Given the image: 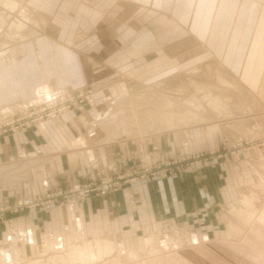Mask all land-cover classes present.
<instances>
[{
    "label": "rangeland",
    "instance_id": "374dc122",
    "mask_svg": "<svg viewBox=\"0 0 264 264\" xmlns=\"http://www.w3.org/2000/svg\"><path fill=\"white\" fill-rule=\"evenodd\" d=\"M146 1L148 0H31L28 6L35 11L33 13L26 6V0H0V12L6 16L9 23L7 29L5 18L0 13V45H13L1 46L5 48L3 53L9 51L7 48H11L10 52L2 57L21 58L24 55L22 51L17 50L15 44L29 40L40 41L29 44L27 54L23 58H41L43 50H37L42 44V49L50 46L51 49L54 48L50 53L45 50L48 58L44 66L46 73L42 78H36L34 75L35 84L30 83L34 73H25L23 91L30 89L35 92L36 89H31V84L39 90H46L49 83L54 87L65 86L69 92L59 99H34L38 114L27 111V100L31 97L27 92L22 94L19 101L25 103L24 108L19 104L22 110H15L10 117L13 120L0 121V126L3 127L0 138L18 135L30 137V130L34 136L35 131L32 130L40 124L46 126L45 130L53 133V138H49L51 141H38V144H46L45 152L48 148L49 151L53 150L54 142L56 149L68 151L74 129L86 128L88 131L90 123L95 121L100 123L97 130L99 136L102 129L114 126L118 141L124 142L118 150L116 172L97 174L85 182H75L69 187L49 192L38 193L32 190L28 181L23 183V190H18L19 194L14 193L17 188L9 192L8 186L1 185L0 222H34L33 217L29 216L31 213L41 217L39 222H49L50 211L58 206L61 208L62 222H73L76 216L73 215L70 219L65 214L66 210L74 212V204L93 198H105L121 190L136 189L144 184L178 182L193 173L197 174L199 183L203 182L202 179L212 181L214 173L210 168L217 169L221 175L229 174L227 183L231 194H226V201L216 211L201 210L199 222H217L216 230L219 234L224 230L227 234L229 219L232 222H245L246 214L251 217L250 222L255 219V215V222H258V215H262L260 219L263 221L260 222H264V113H258L261 111L260 104L235 80L228 77L224 68L219 66L195 39L176 29L173 20L160 4H147ZM48 22L49 27H46ZM53 25L59 28V32L52 28ZM14 26L24 27L21 34L14 31ZM152 27H156V34L150 36L151 41L148 42L149 36L144 35V31ZM164 29L168 33L158 34ZM38 43L41 45L38 46ZM21 54L22 56H18ZM92 75L106 78L96 87L88 82ZM43 78L47 79L46 84ZM153 95L157 99L175 103V114L182 118H190L191 113L194 115L195 112L197 119H192L191 122L194 121L189 124L183 122L175 127V130L169 127H155L156 123H150L142 112L161 108L155 105L150 106L151 108L137 106L150 98L154 101ZM114 97L130 99L125 103L119 101L116 105L117 108L125 109L114 111L101 119L102 121H96L98 115L110 108L113 101L110 103V100ZM211 98L213 102H218L219 99L220 105L209 108ZM63 99H67V106L61 105ZM51 105L56 111L55 116H51V111L48 110ZM126 109L130 112L128 123L134 137L126 134ZM130 117L133 118L132 124ZM68 118L76 120L71 123ZM13 121H17L12 124L16 130L8 127ZM193 126L197 127L186 130L188 136L181 139L178 132ZM21 130L22 133L14 134V131ZM57 132L60 134H56ZM155 134L162 135L146 138ZM158 137H161L159 140L165 144L161 158H157L154 153L152 156L146 145V141L152 145V141ZM126 140L137 144L130 153L129 160L125 157ZM42 177H37L40 182H43ZM110 181L113 186L106 194L94 190L103 182ZM45 186L47 187L44 183ZM237 187L240 190H235L232 194V190ZM244 194L252 201L243 199L240 202ZM168 227L161 224L147 228L146 235H140L139 231L135 230V235L131 237L122 233L124 237H118L114 241L118 249L132 250L129 255H120L122 252L116 250L113 242L107 239L88 238L81 242L71 241L62 247L56 244V249L52 250L53 254L50 253L43 263H54L62 256L65 263L68 260L70 264H160L163 261H169L167 264H194L183 253L184 249L188 251L187 248L192 245L189 238L179 236L181 232L178 229ZM151 235L154 239L149 237ZM64 240L66 243V239ZM100 241L112 243L114 252L108 255L104 253L103 256L92 260L76 258L73 254L79 249H82V252H85L84 249L93 251L95 244ZM208 242L211 243L212 239L199 240V245ZM7 247L2 246L4 251ZM35 250L33 249L31 256L27 258L28 263L35 257Z\"/></svg>",
    "mask_w": 264,
    "mask_h": 264
},
{
    "label": "crops",
    "instance_id": "0c3cea01",
    "mask_svg": "<svg viewBox=\"0 0 264 264\" xmlns=\"http://www.w3.org/2000/svg\"><path fill=\"white\" fill-rule=\"evenodd\" d=\"M30 1L26 0V6L32 10L28 6ZM146 2L160 4L173 20V26L195 39L198 45H201V48L224 68L228 77L235 80L255 98L261 106V111L258 113H264V0H148ZM32 12L35 13L33 10ZM1 16L5 18L8 29L9 23L6 16L2 13ZM47 26L49 27V22ZM52 28L59 32V28L54 25ZM154 29L156 30V27L144 31V35L149 36L148 42L151 41L150 36L156 34ZM162 33L166 34L168 31L164 29L158 34ZM45 41L48 42L47 39ZM33 42L35 41H24L15 46L26 56L28 45L36 43ZM3 45L6 44L0 45L1 122L13 120L10 119L11 115L22 110L21 107L24 108L25 103L19 100L26 92L31 97L27 100V111L38 108L33 103L34 99L40 100L45 97L59 99L69 93L65 86H51L44 78V83L48 85L46 90H39L37 86L31 84V89H36L35 92L30 89L23 91L25 73L26 75L34 73L30 83L35 84L34 75L36 78L39 76L42 78L46 73L44 66L48 58L45 50L50 53L54 48L51 49L50 46L42 49L44 44L38 43L37 45L41 47L37 51L43 50L41 58H23L22 54L18 55L22 56L21 58H7L2 56L10 52L11 48H7L9 51L3 53L4 49L1 48ZM6 46L13 45L9 43ZM92 76L88 82L96 87L100 86V82L106 78ZM129 99L130 97L111 98L110 103L113 101L110 108L98 115L96 121H102L101 119L114 111L125 109L117 108L116 105L120 102L125 103ZM19 104L22 106L19 107ZM126 111V134L134 137L128 123L130 112L128 109ZM68 120L72 123L76 118L74 120L68 118ZM99 126L100 123L94 121L90 123L88 131L86 128L76 127L74 134L70 137L68 151L66 147L64 151L56 149L54 142L53 150L49 151L48 148L45 152V143L47 140L49 142L50 137L53 138V133L45 130L46 126L40 124L36 126V130H32L35 131L34 136L30 130V137L25 135L1 137L0 186H8L9 192L17 188L14 193L19 194L18 190H23V183L28 181L32 190L38 193L49 192L69 187L75 182H85L97 174L116 172L118 150L120 144L124 142L118 141L114 126L101 128L102 132L99 136L97 132ZM194 127L197 126L178 132L181 135L180 138L187 137L186 130ZM20 133L22 130L14 131V134ZM162 134L148 135L146 138ZM160 138L153 140L152 145L151 142L146 141L149 152L152 156L153 153L156 154L157 158H161L165 147ZM38 141L45 143L38 144ZM126 141L125 157L129 160L130 153L137 144L129 142L130 140ZM210 170L214 173L212 181L202 179L203 182L199 183L197 174L193 173L178 182L144 184L136 189L121 190L105 198H93L84 203L74 204L73 208L70 207L74 212L70 213L66 210L65 214L70 219L75 215L76 220L73 222H62L59 206L50 211L49 222H39L41 217L36 213L29 215L33 217L34 222H0V250L2 251L0 264L26 261L36 248L35 257L31 258L34 259L38 256L39 249L44 248V246L42 248L44 242H53V240L57 244H67L88 238L107 239L113 242L116 250L129 253L132 250L118 249L114 240L124 237L122 233H127L130 237L134 236L135 230H138L140 235H144L147 228L161 224L176 228L181 232L179 236L189 238V243L192 245L187 248L188 251L184 249L183 253L194 264H264V222H260L263 221L260 219L262 215H258V222H255L257 215L251 222H232L229 219L227 234L225 230L219 234L216 230L217 222H199L201 210L216 211L226 201V194H231L227 183L229 174L221 175L215 168ZM38 175L43 176V182L38 180ZM44 183L47 187H44ZM235 190L238 192L240 188L232 190V194ZM245 198H248L246 194L242 195L240 202ZM75 230H78V233ZM63 238L66 239V243ZM152 238L154 239L153 236ZM206 239H212V242L199 245V240ZM38 243L39 246H37ZM5 245L8 246L6 251L2 248Z\"/></svg>",
    "mask_w": 264,
    "mask_h": 264
},
{
    "label": "bare ground",
    "instance_id": "6f19581e",
    "mask_svg": "<svg viewBox=\"0 0 264 264\" xmlns=\"http://www.w3.org/2000/svg\"><path fill=\"white\" fill-rule=\"evenodd\" d=\"M17 1V0H16ZM8 2V1H7ZM21 2V1H20ZM8 4V3H7ZM12 4V3H11ZM14 8V7H13ZM15 9V8H14ZM15 12V11H14ZM10 19V18H9ZM13 26V25H12ZM23 26H14V31H16V33H18V34H21L20 32H22V30H23ZM12 38V37H11ZM8 39H9V37H8ZM5 49V48H4ZM224 83H227V82H224ZM228 85V84H227ZM227 85H223V86H227ZM219 86V85H218ZM228 87V86H227ZM197 90V89H196ZM198 92V91H197ZM196 93V92H195ZM202 95H203V93H201ZM220 95V94H219ZM205 96V95H204ZM204 96H203V98H204ZM153 98L152 99H155L154 101L153 100H151V98L149 99V101L148 100H146V101H143V103H139L137 106H142V107H150V106H152V105H155V106H157V107H159V108H161V109H156L155 111H154V109L153 110H144L142 113L143 114H145L146 115V119L150 122V123H156L155 125V127H157V128H159V129H163V128H167V127H169L170 129H174L175 130V127H177L179 124H181V123H183L184 122V124H189V122L190 123H192L191 122V120L192 119H195L196 118V114H195V112H194V115H192L193 113H191V115H190V118H185V117H187V116H184L183 118H182V116H179V115H177V114H175V113H177V105L175 104V103H173V102H170V101H168L167 102V100H162L161 98H156V96H152ZM145 98V97H144ZM200 98V97H199ZM212 99V98H211ZM190 100V99H189ZM188 100V101H189ZM191 100H193V99H191ZM195 100H197V99H195ZM205 100V99H204ZM208 100V99H207ZM218 100V102L215 100L214 102H213V99H212V101L208 104V106H209V108H210V106H216V105H220V104H218V103H220V101H219V99H217ZM221 100V99H220ZM206 101V100H205ZM225 101V100H224ZM65 102H67V99H63V103L61 104V105H63L64 104V106H67V104L65 103ZM185 103H186V101H184ZM194 103H196V101H193ZM208 102H209V100H208ZM191 103V102H190ZM199 104V103H198ZM54 105V104H53ZM187 105V104H186ZM191 105V104H190ZM133 106V105H132ZM201 106V105H200ZM208 106H207V108H208ZM141 107V108H142ZM188 107V106H187ZM190 107H192V106H190ZM206 107V106H205ZM219 107H221V106H219ZM49 109V111H51L50 112V114H51V116H55V115H57L56 114V111H55V109L54 108H52V105L51 106H49L48 107ZM134 108V107H133ZM139 108V107H138ZM151 108V107H150ZM163 108V109H162ZM214 109H216L217 110V107H215ZM227 109V108H226ZM157 110H159V111H157ZM197 110V109H196ZM205 110V109H204ZM45 111H47L46 109H45ZM185 111V110H184ZM30 112H32V113H36V114H38L39 112H38V110H30ZM48 112V111H47ZM188 112V111H187ZM230 113V112H229ZM218 114V113H217ZM183 115V114H182ZM187 115V114H186ZM197 119V118H196ZM229 119V118H228ZM19 120V119H18ZM188 120V121H187ZM40 121H42V120H40ZM129 121H130V124H132V122H133V118H131L130 117V119H129ZM16 122L17 121H13L11 124H9L8 125V127L9 128H11V129H15L14 128V126H12V124H16ZM153 124H152V127H153ZM7 127V128H8ZM13 127V128H12ZM150 127V126H149ZM2 129H3V127H1L0 126V132L2 131ZM6 129V128H5ZM149 130H150V128H148ZM156 129V128H155ZM16 130V129H15ZM244 200H246V201H249L250 199H248V198H245ZM251 201V200H250ZM22 203V202H21ZM246 204H247V202H246ZM236 210V209H235ZM247 211V210H246ZM241 212V211H240ZM244 214V212H241V214ZM245 217L247 218V219H245V222H250V216H248L247 217V214L245 215ZM81 230V229H80ZM76 231V230H75ZM78 231V230H77ZM76 231V232H77ZM78 233V232H77ZM44 236V235H43ZM76 236V235H75ZM81 237V236H80ZM79 237V238H80ZM152 237V236H151ZM36 238V237H35ZM47 238V237H46ZM77 238H78V236H77ZM83 238V237H82ZM41 239H43V238H41ZM45 239V238H44ZM81 239V238H80ZM48 240H49V238H48ZM153 240V239H152ZM151 240V241H152ZM35 241V240H34ZM45 241V240H44ZM85 241V240H84ZM150 241V242H151ZM13 242V241H12ZM37 242V241H36ZM78 242V241H77ZM81 242V241H80ZM101 242V243H100ZM100 242H98L97 244H95L96 246L94 247V250L92 251H90V250H86V249H84L85 250V252H82L81 250L82 249H79V250H77L76 252H74L73 254L76 256V258H81V259H86V260H92V258L93 259H97L98 257H100L102 254H104V253H106L107 255L108 254H112L113 252H114V249H113V245H112V243H110V242H107V241H100ZM147 242H148V239H147ZM61 243V242H60ZM84 243V242H83ZM149 243V242H148ZM39 244V243H38ZM56 242H54V240H53V242H50V241H45L44 242V244L42 245V248H43V246H44V248L43 249H39V254H38V256L36 257V258H34V259H32L31 260V262H27V260L26 261H21V262H19V263H14L13 262V264H25L26 262L28 263V264H44L43 262H44V259L46 260V258L47 257H49V255H51L50 253H52V250H54V249H56ZM152 244H153V242H152ZM38 246V245H37ZM63 246V243H61L60 244V247H62ZM66 246V245H65ZM147 246V245H146ZM90 247H91V245H90ZM150 247V246H149ZM65 248V247H64ZM152 248V247H151ZM59 249V248H58ZM143 249V248H142ZM16 250V249H15ZM96 250V251H95ZM13 251H14V249H13ZM135 252H136V250H134ZM142 251V250H141ZM145 251V250H144ZM149 251H152L151 249H149ZM16 252H18V251H16ZM57 252H59V251H57ZM127 251H125V252H122L120 255H129V254H131L130 252L128 253H126ZM148 251H146V253H147ZM153 252V251H152ZM137 253H139L138 251H137ZM156 253V252H155ZM154 253V254H155ZM3 254V253H2ZM20 254V253H19ZM53 254V253H52ZM144 254V253H143ZM152 254V253H151ZM159 254V253H158ZM117 255V254H116ZM132 255H133V252H132ZM7 256V255H6ZM12 256V255H11ZM103 256V255H102ZM177 256V255H176ZM21 256H19V258H20ZM62 257V256H61ZM61 257H58V259L59 260H57V261H54V263H51V264H70L69 263V261L67 260L66 261V263H65V259L64 258H61ZM113 257V256H112ZM56 258V257H55ZM54 259V258H53ZM178 259H179V255H178ZM2 260V259H1ZM18 260H20V259H18ZM22 260V259H21ZM8 261V260H7ZM11 261V260H10ZM9 261V262H10ZM15 261V260H14ZM8 262V263H9ZM103 262V261H102ZM110 262V261H109ZM148 262V261H147ZM169 261H163L162 263H160V264H167ZM184 262V261H183ZM3 264V263H2ZM136 264V263H135ZM153 264V263H152ZM157 264V263H156ZM171 264V263H170Z\"/></svg>",
    "mask_w": 264,
    "mask_h": 264
},
{
    "label": "built area",
    "instance_id": "2783aa9c",
    "mask_svg": "<svg viewBox=\"0 0 264 264\" xmlns=\"http://www.w3.org/2000/svg\"><path fill=\"white\" fill-rule=\"evenodd\" d=\"M112 186H113V182L110 181V182H103L101 185L96 186L95 188L94 187H92V188H94L95 191H100V194L104 195L107 193V191H109L112 188ZM89 189H91V188H89ZM82 190L83 189H81V191Z\"/></svg>",
    "mask_w": 264,
    "mask_h": 264
}]
</instances>
